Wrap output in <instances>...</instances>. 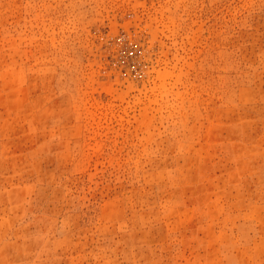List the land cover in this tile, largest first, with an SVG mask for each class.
<instances>
[{"label":"rangeland","instance_id":"374dc122","mask_svg":"<svg viewBox=\"0 0 264 264\" xmlns=\"http://www.w3.org/2000/svg\"><path fill=\"white\" fill-rule=\"evenodd\" d=\"M0 264H264V0H0Z\"/></svg>","mask_w":264,"mask_h":264}]
</instances>
